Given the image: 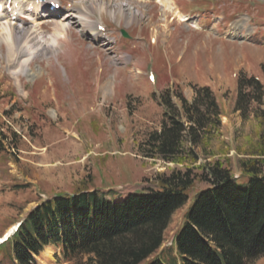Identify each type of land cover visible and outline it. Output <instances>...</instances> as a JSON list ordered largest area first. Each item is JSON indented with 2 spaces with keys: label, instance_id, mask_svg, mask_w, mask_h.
<instances>
[{
  "label": "rangeland",
  "instance_id": "obj_1",
  "mask_svg": "<svg viewBox=\"0 0 264 264\" xmlns=\"http://www.w3.org/2000/svg\"><path fill=\"white\" fill-rule=\"evenodd\" d=\"M108 1V10L100 11L102 0H60L61 11L50 12L55 16H37L44 18L42 33L50 39L55 21L80 17L76 13L83 11L94 24L108 28L109 42L104 36L96 41L91 31L98 27H84L73 16L69 36L52 52L47 45L40 47L20 71L6 42L0 41V118L13 139L0 155V237L41 200L88 187L120 202L129 194L158 188V174L183 170L145 159L139 151L147 136L161 129L164 109L154 95L166 90L182 91L190 102L195 87L214 92L222 128L208 154L230 160L237 177L240 161L254 158L259 149L264 99L253 105L247 119L235 109L241 77L256 78L264 87V0H175L182 20L173 12L165 18L156 0L128 1L122 13V3ZM16 4L21 6L12 11L13 2L11 12L0 13V22L16 24L18 36L25 37L35 26V12H29L25 0ZM16 10L20 19L11 21ZM110 10L118 11L116 16ZM139 12L143 22L132 18ZM235 26L241 34H251L229 35ZM199 154V165L204 164L208 157L202 150ZM206 187L198 182L190 202L174 215L163 248H170L191 201ZM53 248L51 264H71ZM252 264H264V257Z\"/></svg>",
  "mask_w": 264,
  "mask_h": 264
},
{
  "label": "trees",
  "instance_id": "obj_2",
  "mask_svg": "<svg viewBox=\"0 0 264 264\" xmlns=\"http://www.w3.org/2000/svg\"><path fill=\"white\" fill-rule=\"evenodd\" d=\"M238 86L235 110L247 119L254 104L262 105L264 87L247 77ZM194 92L192 102L182 91L154 95L164 109L161 129L139 145L145 159L183 170L158 174V188L129 194L120 202L88 187L41 200L0 247V264H37L35 257L48 246L59 248L71 264H252L263 258L264 135L254 158L238 164L241 177L236 179L230 160L208 154L221 136L217 98L207 87ZM3 128L0 118V155L13 140ZM200 150L208 158L199 165ZM198 182L207 187L191 201L174 246L162 250L174 215L190 202Z\"/></svg>",
  "mask_w": 264,
  "mask_h": 264
},
{
  "label": "bare ground",
  "instance_id": "obj_3",
  "mask_svg": "<svg viewBox=\"0 0 264 264\" xmlns=\"http://www.w3.org/2000/svg\"><path fill=\"white\" fill-rule=\"evenodd\" d=\"M18 1L19 0H15L14 2L17 3ZM84 1L91 2L93 0H84ZM95 1L101 2V0H95ZM110 1H114L116 3L117 2L122 3V4L118 5V8L120 9L119 12L122 13V10L125 6V3H126V7L129 6L128 1L145 2L146 0L145 1L144 0L143 1L142 0H110ZM156 1L160 2V5L162 6V9H163V13H165L164 14L165 18L167 17V15L169 13L171 14L173 12L177 18H179L181 20L183 19V16L179 13L178 9L175 7V5H176L175 0H156ZM108 2H109L108 0H102V3L100 5L99 10L100 11L101 10H108V8H107ZM26 3L28 4L27 9H32L35 7L36 11L34 13V16L32 17V20L34 21L35 26H33V28L31 29L32 31H30V33H28L25 37L18 36V27L16 24L15 25L11 24L10 21H6L4 23L3 20H2V22H0V41L6 42V44L9 47L11 57L16 62H18L17 68H19L20 71H23V69L28 65V63L31 61L32 57L34 56V54L36 53V51H38V49L40 47L47 45L50 47V49H51L50 51L52 52V51H54L55 48H57V46L60 43V40H63L64 38L69 36L68 30H69L70 24H72L71 22H69V19L74 16V15H70L67 17L66 20L55 21V30H54L55 32L51 37L49 36L50 39H46L42 33V29L44 28L43 26L45 25L44 24V18L39 17L37 15L41 10H46V12L48 13L49 11H48L47 5L44 3H40V2L38 4H36L35 1H34V3H32V0H27ZM92 3H94V2H92ZM44 7H46V8H44ZM173 9H174V11H173ZM117 12L118 11L110 10L111 15H113V16H116ZM141 13L139 12L138 16L135 14H132V18L139 20L140 22L141 21L143 22L144 19H142V20L139 19L140 17H143V16H141ZM144 13H146V12H144ZM18 14H19V12H18ZM76 14L80 15V17L74 16L75 17L74 19H78L79 22L82 23V26L88 27V28H90V27L91 28H93V27L97 28L98 27L96 24H94V22L90 21L88 13H83V11H81V12L76 13ZM26 15H28V14H26ZM14 16H15L14 12L12 15H9V17H11V18H13ZM47 16H50V15H47ZM53 16H55V15H53ZM8 19L9 18H6L4 20H8ZM166 27H167V25H166ZM95 30H98V29H95ZM91 32H92V35L95 37L96 41L103 40L102 35L99 32H95L94 30H92ZM93 32H95V33H93ZM228 34L234 35L237 38L238 37L244 38L245 36H249L251 33L248 32L245 34H241V32L239 31V27L235 26L234 28L231 29L230 33H228ZM34 35H35V37L32 38V36H34ZM110 39L111 38L109 36H106V38H105V40H110ZM155 43H157V39H155ZM104 88H106V87H102L103 90H104ZM48 248H50V249H48ZM48 248H46L42 252L43 256L40 259V264H51V262L53 261L52 253L54 251V248L53 247H48Z\"/></svg>",
  "mask_w": 264,
  "mask_h": 264
}]
</instances>
